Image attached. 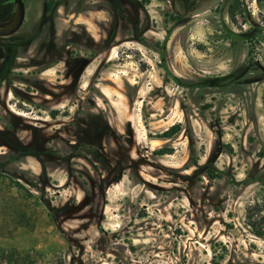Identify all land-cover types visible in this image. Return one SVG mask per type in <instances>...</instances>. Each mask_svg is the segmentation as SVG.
Listing matches in <instances>:
<instances>
[{"label": "rangeland", "instance_id": "rangeland-1", "mask_svg": "<svg viewBox=\"0 0 264 264\" xmlns=\"http://www.w3.org/2000/svg\"><path fill=\"white\" fill-rule=\"evenodd\" d=\"M45 1L25 0L22 32L35 30ZM9 6L0 0L11 13ZM123 8L118 35L131 36L128 25L139 17L134 36L144 40L103 49L83 81L94 80L88 97L113 123L131 122L150 162L108 189L103 226H124L127 235L110 255L96 249L92 263L264 264V0H197L191 10L177 0H128ZM111 19L108 0H63L54 13L57 30L100 38ZM8 106L18 122L50 119L15 94ZM211 157L245 184L216 181L231 196L223 219L205 224L212 204L195 210L208 179L200 173L189 186L186 177L192 160ZM44 200L28 184L0 178V246L68 263V244Z\"/></svg>", "mask_w": 264, "mask_h": 264}, {"label": "flooded vegetation", "instance_id": "flooded-vegetation-1", "mask_svg": "<svg viewBox=\"0 0 264 264\" xmlns=\"http://www.w3.org/2000/svg\"><path fill=\"white\" fill-rule=\"evenodd\" d=\"M4 1L13 10L10 13L0 8V24L8 22L15 9L13 0ZM62 1L46 0L44 15L38 18L35 30L22 32L26 16L23 0L21 26L9 35H0V178L24 182L36 196H46L48 216L68 244V263L93 264L96 249L110 255L123 242L121 234L122 239L127 235L124 226L111 231L103 226L108 189L139 171L150 157L135 143L130 121L113 123L95 107L88 97L94 80L83 81V76L103 49L110 50L125 40L142 42L144 38L134 36L140 28L139 17L128 25L131 36L118 35L120 21L127 19L123 5L128 0H108L112 19L103 38L82 35L81 30H57L54 13ZM177 1L188 10L197 2ZM77 25L81 28L80 23ZM27 45L31 52H21ZM96 78L95 74L93 79ZM9 94L37 108H46L50 119L43 123L18 122L8 106ZM85 103L93 107L84 110ZM192 164L194 168L186 177L189 186L200 178V173L208 179L195 212L198 205L202 212L204 205L212 204L210 210L204 211V223L213 224L223 219L231 196L228 187L217 188L216 181L245 184V180L237 181L228 171L226 174L217 168L214 157L200 164L192 160ZM164 170L173 172L170 168Z\"/></svg>", "mask_w": 264, "mask_h": 264}, {"label": "trees", "instance_id": "trees-1", "mask_svg": "<svg viewBox=\"0 0 264 264\" xmlns=\"http://www.w3.org/2000/svg\"><path fill=\"white\" fill-rule=\"evenodd\" d=\"M168 132L165 133L167 135ZM0 264H68L60 255L50 258L34 248L18 249L0 246Z\"/></svg>", "mask_w": 264, "mask_h": 264}, {"label": "water", "instance_id": "water-1", "mask_svg": "<svg viewBox=\"0 0 264 264\" xmlns=\"http://www.w3.org/2000/svg\"><path fill=\"white\" fill-rule=\"evenodd\" d=\"M15 4V9L11 19L4 23L0 24V35H9L21 26L24 19V2L23 0H13Z\"/></svg>", "mask_w": 264, "mask_h": 264}]
</instances>
